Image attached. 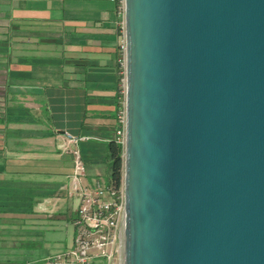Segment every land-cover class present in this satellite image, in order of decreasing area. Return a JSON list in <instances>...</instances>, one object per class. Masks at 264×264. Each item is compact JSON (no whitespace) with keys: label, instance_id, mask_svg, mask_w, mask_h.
<instances>
[{"label":"water","instance_id":"1","mask_svg":"<svg viewBox=\"0 0 264 264\" xmlns=\"http://www.w3.org/2000/svg\"><path fill=\"white\" fill-rule=\"evenodd\" d=\"M116 264H264V0H125Z\"/></svg>","mask_w":264,"mask_h":264},{"label":"crops","instance_id":"2","mask_svg":"<svg viewBox=\"0 0 264 264\" xmlns=\"http://www.w3.org/2000/svg\"><path fill=\"white\" fill-rule=\"evenodd\" d=\"M70 1L0 0L1 148L5 147L8 127L2 111L10 102L16 104L10 106L16 111V144L10 143L13 150L16 148V160L10 163L0 158V250L16 246L19 222L29 230H37L38 225L53 229V219L62 226L66 207L59 202L63 198L58 190L64 188V180L71 175L72 151L80 149L84 158L80 144L98 141L103 143V151L87 152L103 153L105 158L107 142L114 136L120 80L115 20L109 21L106 33L115 34L116 42L90 37L87 34L92 32L79 27V19L69 11L80 5ZM69 22L76 31H63V25L67 28ZM87 39L96 45L95 49L84 45ZM88 54L91 62L86 63ZM92 63L105 69L101 71L102 79H88L86 67ZM50 67L53 74L42 73ZM67 134L98 139L74 144L67 142ZM67 144L72 147L71 155L63 151ZM45 183L54 184L50 192L43 191ZM20 199L28 203L18 205ZM45 245L49 244L41 246ZM47 255L50 253L38 258Z\"/></svg>","mask_w":264,"mask_h":264},{"label":"rangeland","instance_id":"3","mask_svg":"<svg viewBox=\"0 0 264 264\" xmlns=\"http://www.w3.org/2000/svg\"><path fill=\"white\" fill-rule=\"evenodd\" d=\"M70 2L80 5L70 8L69 11H72L71 15H73V17H77L76 19H79V23H77L79 27L92 32L87 35H90V37L95 36L101 38L102 40L107 42H116L115 34L106 33L108 32L107 26L110 24V22L113 23V21L116 19L117 6L115 2L109 0H72ZM106 20L110 22L108 23ZM104 21L106 22L104 23V25H102ZM75 27L76 26L72 22H69L67 28H65L63 25V31L70 33L76 31ZM84 41V45H86L89 49H93L94 47H96V45H93L89 41V39ZM87 57L88 58L85 59L86 63L91 62V60H89V54L87 55ZM95 60H97V58ZM93 61L94 58L92 59V62ZM86 68H89L87 73L88 79H95L96 77H100L101 79L103 78L101 74V71L105 70L103 67L98 65L94 66L93 64L89 65ZM46 71L53 74L52 67L46 70L44 69L42 73H46ZM9 104L11 106L13 102H10ZM10 106L8 108L6 106L5 111H2L1 114L4 117L5 124H7L8 127L6 128L7 134L4 135L5 147H0V158L2 159V162L9 159V162L11 163L12 160H16V148L13 150L12 146H10V143L12 142L16 144V111H11ZM12 106H16V104H13ZM67 142L69 143L70 141L67 139ZM101 146H103V143L98 141L88 143L84 142L80 144V147L84 153V160L86 164V176L81 177L84 185L92 186L96 183V180H99L103 185H105V183H108L110 180V171L108 164L103 156L104 154H92L91 152H87L89 151L88 149H90V151L92 152L96 151V149L97 152L103 151V148ZM70 150H72V147H70L69 144L63 147L64 153L69 152V154L71 155ZM55 151L56 150H54V152ZM69 171L71 175L68 177V179L64 180V188H62V190H58V194L63 198V200H59V202L63 203V205L66 207V215L65 217H63L62 226L59 222L53 221L55 220L53 219V229L44 228L38 225L37 230H29L27 226H25L24 224L22 225L23 222H19V224H16V246H9L4 250H0V264H21V261H34L40 259L38 258L40 254H53L73 247L76 236V228L73 219L75 218V212L77 211L76 208L78 203V195L74 193V185L79 181L74 175L75 165L72 161H70ZM43 186H45L43 191L50 192V188H53L54 184L45 183ZM70 192H73V194L70 195ZM24 201L25 200L20 199L17 200L16 203L18 205L24 206L25 204L23 203H28ZM11 233L13 234L14 232L12 231ZM9 238H11L10 235ZM37 242L38 244L40 243V246L43 245L44 242L49 245H45L44 247H35L34 244ZM28 243L30 244L29 247H27ZM5 258H9L12 260L16 259V261H8L5 263L3 261ZM93 264H104V262L100 259H96Z\"/></svg>","mask_w":264,"mask_h":264},{"label":"built area","instance_id":"4","mask_svg":"<svg viewBox=\"0 0 264 264\" xmlns=\"http://www.w3.org/2000/svg\"><path fill=\"white\" fill-rule=\"evenodd\" d=\"M116 3L115 29L118 35L120 58V80L118 88V107L113 139L124 150L126 140V36H125V0H109ZM71 143L96 140L90 135L67 134ZM75 172L79 182L74 185L78 195V207L73 220L76 228L74 245L25 264H93L100 259L104 264H116L115 247L124 209L125 193L123 175L119 186L112 180L103 185L99 180L92 186L84 185L81 177L86 176V164L80 149L72 151ZM73 192H70L72 195Z\"/></svg>","mask_w":264,"mask_h":264},{"label":"trees","instance_id":"5","mask_svg":"<svg viewBox=\"0 0 264 264\" xmlns=\"http://www.w3.org/2000/svg\"><path fill=\"white\" fill-rule=\"evenodd\" d=\"M105 161L109 167L110 180L115 186H119L123 175V147L114 139L107 142Z\"/></svg>","mask_w":264,"mask_h":264}]
</instances>
